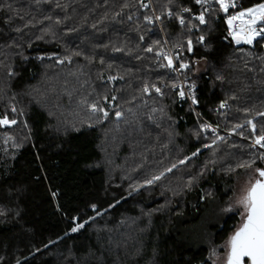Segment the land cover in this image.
Wrapping results in <instances>:
<instances>
[{"label":"trees","instance_id":"16d2710c","mask_svg":"<svg viewBox=\"0 0 264 264\" xmlns=\"http://www.w3.org/2000/svg\"><path fill=\"white\" fill-rule=\"evenodd\" d=\"M152 1L158 12L167 3V0ZM60 2L71 5L67 14L72 19L57 26L54 37L46 36L44 40L36 37L43 35L40 29L47 27L48 21L36 28L25 29L28 35L23 41L24 55L29 57L25 61L17 55L20 49L2 47L10 42L8 36L17 35L3 23L13 14L6 5L11 4L13 10H19L25 20L32 16L37 21L42 20V11L52 14L54 19L57 16L63 18L65 12L55 9L54 5L37 6L35 0H0V29L7 33L0 35V61L10 65L16 73L9 77L7 69L0 67V117L5 114L17 116L10 112L12 105L24 111L14 130L0 127V207L12 209L7 217H0V264H16L17 261L20 264H69V249L82 264L85 257H88L87 264H211L210 248L187 244L182 230L197 223L213 200L226 201L243 169L231 174L225 169L229 164L235 165L242 156L247 157L241 149H230L227 145L213 157L211 149L202 147L211 140L203 137L197 140L193 135L199 124L196 117L171 94L165 97L163 104L168 106L172 121L160 119L159 113L149 120L151 108L159 105L146 97L147 105L140 100L132 104L118 101L124 112L121 120L115 117V106L109 105V118L98 123L87 104L81 101L91 102L95 95H90L93 87L98 92L104 91L96 79L97 72L102 70L98 59L101 55L112 56L111 51L97 49V61L92 65H88L82 56H74L71 63L65 61L63 64L57 63V59L77 50L91 54L93 44L108 43L117 38L123 40L125 34L133 44L138 43L139 34H145L147 42L163 35L144 31L145 27H150L143 21L146 11L135 6L124 9L123 17L113 19L126 0ZM260 2L264 0H242L245 7ZM131 3L135 5L136 0ZM183 3L192 6V0H183ZM127 15H133V21L141 25V33L130 31L134 24L127 21ZM101 20H104L103 24L99 23ZM93 23H97L96 29L91 27ZM218 23L212 53H206L199 46L193 53H184L189 61H204L201 58L205 56L208 60L205 72L197 74V64L189 71L197 85L198 112L224 130L245 119H254L259 129L264 118L255 113L264 111V72H260V61L244 56L241 49L243 53L252 51L258 56L264 55V47L229 43L230 38L224 39L226 25L223 19ZM17 25L22 26L23 21L15 19L12 26ZM72 27L78 32L64 35L67 28ZM179 31L175 22L167 24L164 30L170 39H174ZM29 41L32 42L30 49L27 48ZM40 55L46 58L43 61L36 59ZM141 55L147 59L131 61L139 68L138 74L149 75L154 80L160 75H173L167 69L157 68L152 54ZM48 56L54 58L47 59ZM245 59L249 60L253 71L238 70L243 68ZM218 71L225 75L224 83L215 79ZM103 74L106 78L108 72ZM137 85L138 81H134L133 87L127 88L124 82H119L108 87L124 88L123 92L115 94L131 99L133 95L139 96L135 91ZM232 95L237 98L230 99ZM222 100H228L229 109L224 111L227 120L212 111ZM244 108L252 109V112L246 115L237 111ZM25 120L28 128L23 125ZM89 124L93 126L89 127ZM16 130L22 134L19 148L10 141L4 143L5 134L13 135L11 131ZM245 133L249 134L247 129ZM25 136L28 139H24ZM228 139L229 143L234 141L241 145L250 142L235 135ZM197 148L201 149L199 155L185 164L178 163ZM229 152L231 155H226ZM211 159H216L217 164L209 163L210 171L189 189L190 177ZM174 163L177 167L166 172L161 180L132 191L130 185L139 186ZM9 191L15 195L8 196ZM92 204L97 205L101 215H96ZM110 204L114 207H109ZM17 210L19 217L13 214ZM93 216L95 220H89ZM73 218H79L78 222H89L79 232L65 236L74 226ZM240 222V216L231 214L221 225H214V244L223 245ZM126 226H133V244L125 250H113L112 246L121 245L116 239L125 232Z\"/></svg>","mask_w":264,"mask_h":264},{"label":"snow or ice","instance_id":"6c2138e0","mask_svg":"<svg viewBox=\"0 0 264 264\" xmlns=\"http://www.w3.org/2000/svg\"><path fill=\"white\" fill-rule=\"evenodd\" d=\"M35 4L39 5H54L55 9H60L65 12L63 18L57 16L55 19L52 14L48 12H41L43 19L36 20L35 16H32L29 20H25V15L21 14L19 10H13L11 4H7L6 8L13 14L4 20L3 23L7 25L11 32L16 33L15 36H8V41L2 47L17 48L20 51L17 55L22 60L27 61L28 56L24 55V37L28 35L25 33V29L36 28L38 24L42 25L45 21H48L47 27L40 29L43 35L36 37L37 40H44L46 36L54 37L56 35L55 29L57 26L65 25L67 21L72 17L67 14V9L71 7L70 4H62L60 0H35ZM100 7V4L96 5ZM137 7L138 9H147L150 12L143 14V21L146 26H155L158 22L163 25L165 20L174 21L180 31L176 34L174 39H170L167 35L162 38L146 41L145 34L141 33V25L133 21V15H127V21L132 22L134 26L130 31L138 33V43L133 44L131 39L125 34V39L121 40H109L108 43L93 44L91 54H87L82 50L71 51L70 54L65 55L63 59H57V63L63 64L65 61L72 62V57L82 56L88 65H92L97 61V49H104L105 52L111 51L112 56L105 57L99 56L98 62L102 70L97 72L96 79L100 81V87L104 91L98 92L93 87L94 98L89 102L87 99L81 101V103L87 104L88 110L92 116L96 117L98 123H103L104 120L109 118L108 106L114 105L115 117L117 120H121L124 116V112L121 110V105L118 101L123 100L126 104H132L137 100H140L144 105H147L148 99H152L154 104H158V107L151 108V114L148 116L149 120H153V116L159 113V118H167L172 121V117L168 115L167 107L163 104L166 96L171 94L173 97H178L180 101H186L190 99V111L195 112V106L199 104V100L196 96L197 85L193 82L188 72L191 70L193 64H199L200 60L189 61L185 59L184 53H193L194 48L199 46L204 49L206 53L213 52V40L214 33L219 27V21L223 19V23L226 25V36L224 39L230 38L229 43H235V45H260L264 47V2L256 3L250 7H245L242 0H192V6H186L183 0H167V3L163 6V9L159 14L153 8L152 0H136V4L133 5L131 0H126L125 3L120 5V11L114 13L113 19L124 16V9ZM196 8V11L193 8ZM75 11V9H73ZM220 14H224L223 18ZM107 14H105L104 20H106ZM19 19L23 21L22 26L13 27V21ZM87 21V17H84ZM104 20L99 21L103 24ZM35 21V22H33ZM123 22L122 20L120 21ZM93 29L97 28V23L91 25ZM106 30V29H101ZM116 32L121 29H113ZM145 32H150V27H145ZM161 32H164V28L161 27ZM78 32L75 27L67 28L64 35H71ZM0 35H7L2 29H0ZM32 47V42H27V48ZM241 52L244 56L252 57L260 61V72H264V55H255L254 52L249 51L247 53ZM141 53L152 54L151 59L157 68L167 69L171 74L170 76L160 75L157 79H152L149 75H140L139 68L136 65H132L131 61H144L146 56ZM116 54H120L117 56ZM46 57L43 55L37 56L36 59L43 61ZM54 56H48L47 59H53ZM205 63L208 62L207 56L202 57ZM231 67V65H229ZM0 67L7 69V75L9 77L16 75L15 71L10 65L4 64L0 61ZM136 68V71H134ZM253 71V68L249 67V60L245 59L243 68L239 71ZM104 71L108 72L107 77L104 76ZM154 71V69H149ZM215 79L221 83L225 82V75L222 71H218ZM138 81V85L135 91L139 93V96L133 95L131 99H125L123 96H118L116 92H123L125 89H117L115 87L109 88V85H115L119 82H124L127 88L133 87V82ZM148 99H145V98ZM237 97L232 95L230 99L235 100ZM14 99V97H13ZM173 99V103H175ZM228 100H222L218 108L212 111L217 112L227 120V113L223 110L228 109ZM132 111L131 108L128 109ZM237 111H243L246 115L252 112V109L244 108L237 109ZM10 112L23 116V109H17L14 105L10 107ZM198 121L201 119L200 113H195ZM255 116L264 118V111H256ZM155 123V121H153ZM20 123L16 118H9L8 114L0 117V127H8L18 125ZM25 128H28L27 121H23ZM89 124V127H92ZM157 127L160 125L157 123ZM248 130L246 135L245 130ZM227 136L219 134V125L213 126L207 122H200L196 129L193 130V135L197 140H201L203 137L205 140L210 139L211 143H203L202 147L211 149L212 156L215 157L217 152L221 150L223 145H227L230 149H241L247 158L243 156L238 159L235 165L229 164L225 171L228 174L235 172L237 169H243L245 171L251 170L252 175L249 176L247 186L241 190V194L229 205L224 211L232 212L236 209L239 210L241 222L239 226L235 228L232 234L227 238L225 243L220 247L224 249L223 255L218 253L216 248H213L209 260L211 264H218L222 261V264H264V122H261V126L258 129L257 122L254 119H245L243 123H235L230 129L225 128ZM171 136L172 133L169 132ZM239 136L244 141H250L245 145L237 144L236 142L229 143L228 137ZM24 139H28L27 136ZM11 141L15 147L19 148L22 145L17 142L13 135L5 134L4 143L7 144ZM201 152L200 148L192 152L190 156H185L178 161L179 164H185L191 161L193 157H196ZM231 155V153H226ZM209 163L213 166L217 164L216 159H211L205 163L201 170L192 175L187 182V187L191 189L199 179L206 176L210 171ZM177 164H172L171 167L166 168L158 175H152L150 179H146L143 184L139 186L130 185L132 191H138L139 187L145 185H153L155 182L162 179L166 172H172ZM20 190L17 189V192ZM8 196L15 195L11 191L7 193ZM56 193H53L55 196ZM131 195V192H129ZM207 195H211L208 193ZM119 203V201H117ZM114 207V205H109ZM91 208L96 211V215L99 216L102 213L97 211V205L92 204ZM12 209L7 207H0V217H7ZM14 216L19 217L20 212L17 210ZM79 218H73L74 226L70 228L69 232L65 233V236L70 233H77L82 230L89 220H95V217H89V220L78 222ZM63 239V237H61ZM54 243V242H51ZM48 247V245H45ZM92 253H89L91 256ZM88 257L84 258V264H87ZM16 264H20L19 261ZM69 264H82L81 260L75 258L72 249H69Z\"/></svg>","mask_w":264,"mask_h":264},{"label":"rangeland","instance_id":"374dc122","mask_svg":"<svg viewBox=\"0 0 264 264\" xmlns=\"http://www.w3.org/2000/svg\"><path fill=\"white\" fill-rule=\"evenodd\" d=\"M207 68H208V63H205V61H200V63L197 64L195 67V72L197 74H200L202 72H205ZM13 115H17V114H13ZM20 117L22 116L17 115L9 118H16L20 122L21 119ZM17 126L18 125L12 126L11 128L8 127H3V128L4 130L5 129L14 130ZM11 133H14L13 136L16 138L17 142L20 143L21 142L20 136H22V134L17 130L15 132L11 131ZM7 134L10 133L7 132ZM250 175H252L251 170L248 171L243 170L236 179V182L233 186L232 194L228 196L226 201H219L217 199L213 200L210 204V207L206 209L202 218L197 223L192 224L190 227L184 228L182 230L183 231L182 234L187 244L192 246L206 245L210 248V251H212L213 248H216L218 253H220L221 256L223 255L224 249L214 244V233L212 231V227L216 224L221 225V223L231 214H236L237 216H240L238 209L232 212H226L224 211V209L229 207V205L232 204L234 200L241 194V190L247 186V181ZM132 227L133 226L125 227V232L121 233V237L116 239L117 243L121 245H116L118 246V248L116 246H112L113 250H119V249L125 250L128 247V245L133 244L134 233ZM218 264H222V261L218 262Z\"/></svg>","mask_w":264,"mask_h":264},{"label":"built area","instance_id":"2783aa9c","mask_svg":"<svg viewBox=\"0 0 264 264\" xmlns=\"http://www.w3.org/2000/svg\"><path fill=\"white\" fill-rule=\"evenodd\" d=\"M146 2H147V0H146ZM152 5H153V8L156 10L153 1H152ZM142 10H143V11H146V12H147V11L150 12V10H147V9H142ZM193 10L196 11V8L194 7ZM156 13L159 14L160 12H158V11L156 10ZM220 15H221V17L223 18L224 14H220ZM171 22H174V21H168V20L166 19L163 25H161V24L158 22L155 26H150V28H151L150 33H151V34H156L157 32H159V33H161L163 36H165V32H161L160 29H161V27H163L164 30H165L166 25L169 24V23H171ZM188 75H189L190 79L194 82V78H193V76H192L189 72H188ZM196 96H197V92H196ZM178 99H179V98H178ZM179 104H180L181 106H184V107H187V108L190 109L191 101H190V99H188V100H186V101H180V100H179ZM197 106H198V105L191 106V107H193L194 110H195V112L192 111V113L194 114L195 117H196L195 113H199V112H198V109H197ZM228 109H229V108H228ZM228 109H225V110H223V111H227ZM196 120L198 121L197 117H196ZM200 122H207V123L212 124L211 122H209V121H207L206 119H204L202 116H201V119L198 121V123H200ZM212 125L215 126L214 124H212ZM219 134H220V135H227V132H226L223 128H220V127H219Z\"/></svg>","mask_w":264,"mask_h":264}]
</instances>
